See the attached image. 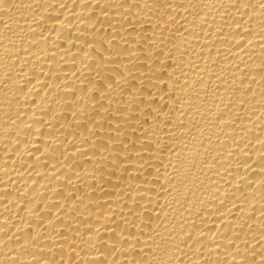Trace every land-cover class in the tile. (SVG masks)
I'll list each match as a JSON object with an SVG mask.
<instances>
[{"label": "bare ground", "instance_id": "obj_1", "mask_svg": "<svg viewBox=\"0 0 264 264\" xmlns=\"http://www.w3.org/2000/svg\"><path fill=\"white\" fill-rule=\"evenodd\" d=\"M0 264H264V0H0Z\"/></svg>", "mask_w": 264, "mask_h": 264}]
</instances>
